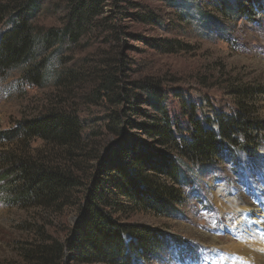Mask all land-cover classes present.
Segmentation results:
<instances>
[{
    "label": "rangeland",
    "instance_id": "obj_1",
    "mask_svg": "<svg viewBox=\"0 0 264 264\" xmlns=\"http://www.w3.org/2000/svg\"><path fill=\"white\" fill-rule=\"evenodd\" d=\"M250 1L255 4L246 0H104L76 43L67 38L43 48L38 43L31 65L0 75V131L51 111L75 115L82 126L76 149H58L40 139L29 143L31 156L41 162L51 160L52 166L72 173L77 184L66 200L51 207L27 208L14 204L8 188L0 185V264H41L40 256L47 258L42 264H81L75 261V252L67 249V242L72 240L86 191L92 180L102 177L97 166L104 148L117 139L109 130L115 127L111 117L128 107L114 96L128 89L138 109L134 114L127 111L121 120L146 122L143 114L153 113L142 102L146 94L132 83H153L161 89L165 109L180 128L192 116L215 131L216 115L243 110L264 123V0ZM67 4L68 0H47L33 23L42 35L63 28ZM241 4L245 11L237 14L217 7L229 10ZM40 62L45 66L40 72L44 79L35 84L25 75ZM245 89L251 91L249 97L243 96ZM129 132L155 149L149 157L152 163L163 168L166 162L177 161L181 173L177 185L156 174L180 195L181 203L167 216L135 210L123 198H111L116 204L103 207L119 227L137 226L167 241L165 251L160 247L147 256L139 252L129 264H214L215 251L225 245L226 238L238 240L236 219L218 210L214 194L230 191L264 207V130L254 133L258 138L249 151L232 146L231 156L206 165L177 157L135 129ZM236 138L243 143V135ZM19 145L0 144V158L14 153ZM4 169L0 161V173ZM261 214L250 217L262 220L264 233ZM255 229L245 228L241 234ZM133 241L124 236L125 243ZM54 247L59 250L55 252Z\"/></svg>",
    "mask_w": 264,
    "mask_h": 264
},
{
    "label": "trees",
    "instance_id": "obj_2",
    "mask_svg": "<svg viewBox=\"0 0 264 264\" xmlns=\"http://www.w3.org/2000/svg\"><path fill=\"white\" fill-rule=\"evenodd\" d=\"M170 1L174 0H168ZM246 1L255 4L250 0ZM103 2L104 0H68L63 28L48 30L42 35V31L33 23L36 16L42 13L47 0H0V24L4 21V30L0 33V75L13 67L30 64L39 49L38 43L40 48L54 42L61 43L64 38L76 43L82 35L84 25L101 11ZM217 7L230 14L245 11L242 4L241 8L237 5L235 9L229 10ZM33 66L34 70H28L25 77L36 84L44 79L40 72H44L45 66L41 62ZM132 85L146 94L142 102L150 105L153 113L143 114L147 118L146 122L121 120L127 111L134 114L138 109L129 99L128 89L125 88L122 94L114 96V100L128 107L124 108L122 114L111 117L115 127L109 130L117 139L104 148V156L97 166V173L102 177L92 180L86 191L72 240L67 242V249L75 252V261L81 264H129L131 258L138 256L139 252L143 251L142 254L147 256L160 247L162 252L165 251L163 246L167 241L164 238L157 239L155 234L148 231L145 233L137 226L119 227L103 209L116 204L113 201L117 198H123L135 210L154 211L167 216L174 206L181 203L178 191L156 176L160 174L168 177L173 185H177L181 174L178 162H166L163 168L155 165L149 160L151 154L156 153L155 149L153 152L147 148L148 144L140 140L139 136L130 134L129 130L135 129L142 136L154 140L157 146L175 153L177 157H184L201 165L209 164L223 155L231 156L232 146H244L243 149L249 151L248 147L258 138L254 133L264 130V123L250 117L249 110L237 111L232 115H216L218 129L215 131L210 127H203L192 116L188 117L185 127L180 128L171 121L165 109V94L161 89L153 83L135 82ZM242 93L244 97H249L251 91L245 89ZM81 130L82 126L75 115L51 111L33 119L19 121L12 130L0 131V144H20L14 153L8 152L4 158H0L5 165L0 173V185L8 188L14 204L20 203L27 208L51 207L62 199L66 200L67 193L77 184L72 173L52 166L51 160L41 162L37 157L31 156L29 143L32 139H40L58 149H76ZM238 135L244 136L243 143H238ZM125 235H129L134 241L125 243ZM58 250L59 248H55V252ZM41 252L36 251L38 254ZM40 257L42 259L37 257L41 260L39 263L47 261L46 257Z\"/></svg>",
    "mask_w": 264,
    "mask_h": 264
},
{
    "label": "bare ground",
    "instance_id": "obj_3",
    "mask_svg": "<svg viewBox=\"0 0 264 264\" xmlns=\"http://www.w3.org/2000/svg\"><path fill=\"white\" fill-rule=\"evenodd\" d=\"M229 192L224 190L216 192L214 200L218 210L222 209L231 215L232 219H236L238 240L226 238L225 245L222 243L224 246L219 251H215L217 259L214 258V262L216 264H264V233L260 231L262 220L250 217L252 214L263 215L261 213H264V207L249 203L240 194L234 196L232 192ZM253 226L256 227L254 231H248L246 235L241 234L245 228L250 229ZM219 253H222V256L218 258Z\"/></svg>",
    "mask_w": 264,
    "mask_h": 264
}]
</instances>
